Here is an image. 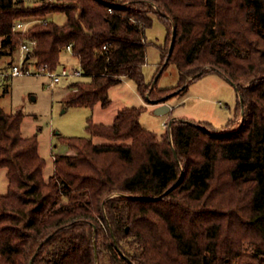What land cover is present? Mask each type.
<instances>
[{
    "label": "trees",
    "instance_id": "obj_1",
    "mask_svg": "<svg viewBox=\"0 0 264 264\" xmlns=\"http://www.w3.org/2000/svg\"><path fill=\"white\" fill-rule=\"evenodd\" d=\"M53 13L66 22L14 31ZM154 16L169 26L161 66L176 65L180 92L223 74L239 94L234 120L218 130L176 119L158 134L141 126L144 107L108 125L90 117L88 137L59 136L68 152L46 180L24 114L0 107V264H264V0H0L2 55L35 40L28 62L55 71L72 44L84 76L67 107L107 108L125 79L148 100Z\"/></svg>",
    "mask_w": 264,
    "mask_h": 264
},
{
    "label": "rangeland",
    "instance_id": "obj_2",
    "mask_svg": "<svg viewBox=\"0 0 264 264\" xmlns=\"http://www.w3.org/2000/svg\"><path fill=\"white\" fill-rule=\"evenodd\" d=\"M38 2L39 0H27L31 5H37ZM30 18L39 17L26 16L20 20ZM45 18L57 24H63L67 20L64 13H53ZM168 35L169 26L158 16H154L152 25L146 29L147 62L143 70L146 81L153 82L159 89L148 100L139 93L133 80L125 79L110 89L111 104L107 108L101 104L94 108L67 107V98L76 93L75 89L68 88L71 81H63L58 87L50 88L47 76H0V107L6 113L22 111L24 114L22 136L28 138L37 135L39 154L46 161V180L54 172V157L68 152L59 136L88 137L86 125L90 117L95 123L108 125L114 122L119 111L144 107L141 126L158 134L165 133L168 130L165 124L169 125L173 119L208 122L218 130L224 129L234 120L239 106V94L234 84L223 74L208 73L190 83L186 92H180L183 85L176 65L170 63L166 68L161 66L163 48L169 43ZM1 40L0 38V46ZM19 54V46L14 56L2 55L0 47V73L10 72L12 66L19 63ZM67 64L77 67L78 62L71 57ZM28 65L31 69L36 68L33 60ZM163 103L171 107V111L164 115L156 114L155 108L149 107V104ZM241 121L242 118L238 123ZM95 141L106 142L97 138ZM8 184L7 170L1 169L0 194L8 192Z\"/></svg>",
    "mask_w": 264,
    "mask_h": 264
},
{
    "label": "built area",
    "instance_id": "obj_3",
    "mask_svg": "<svg viewBox=\"0 0 264 264\" xmlns=\"http://www.w3.org/2000/svg\"><path fill=\"white\" fill-rule=\"evenodd\" d=\"M47 18H30L27 20H19L15 26L14 31L27 32L35 24H47ZM37 45L35 40L26 39L23 40L20 45L19 63L12 66V70L1 72L0 76H47L49 78L48 86L50 88H56L63 81L73 82L83 78V69L79 61L75 58V53L73 51V45L70 44L65 48V52L71 57L77 60V67L71 64H63L60 69L55 71H50L46 67L31 69L29 66V60L27 56ZM106 48V46H104ZM168 127L167 124H165Z\"/></svg>",
    "mask_w": 264,
    "mask_h": 264
},
{
    "label": "water",
    "instance_id": "obj_4",
    "mask_svg": "<svg viewBox=\"0 0 264 264\" xmlns=\"http://www.w3.org/2000/svg\"><path fill=\"white\" fill-rule=\"evenodd\" d=\"M173 45V44H172ZM172 45H171V50H172ZM27 59H29V56H27ZM234 84V83H233ZM235 87H236V85H234ZM171 111V107L167 104V103H163V104H161V105H159V106H157L156 108H155V112H156V114H158V115H164V114H166V113H168V112H170ZM174 120H176V119H173L172 121H171V123L174 121ZM127 231H128V229H127ZM96 256H97V253H96Z\"/></svg>",
    "mask_w": 264,
    "mask_h": 264
},
{
    "label": "crops",
    "instance_id": "obj_5",
    "mask_svg": "<svg viewBox=\"0 0 264 264\" xmlns=\"http://www.w3.org/2000/svg\"><path fill=\"white\" fill-rule=\"evenodd\" d=\"M64 24V23H63ZM1 47V46H0ZM17 50V49H16ZM15 53V52H14ZM12 56H14V54L12 55ZM69 58H71L70 56H69V54H65V56L63 57V63L64 64H67V62H69ZM74 59V58H73ZM157 106H159V105H154V104H149V107H154V108H156Z\"/></svg>",
    "mask_w": 264,
    "mask_h": 264
}]
</instances>
